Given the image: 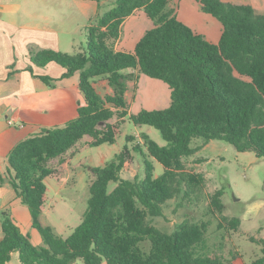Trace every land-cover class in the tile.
<instances>
[{
	"label": "trees",
	"instance_id": "1",
	"mask_svg": "<svg viewBox=\"0 0 264 264\" xmlns=\"http://www.w3.org/2000/svg\"><path fill=\"white\" fill-rule=\"evenodd\" d=\"M100 3L102 0H86ZM203 12L223 25L218 44L180 22L171 0H117L87 27V45L82 53L30 50L33 65L57 64L67 79L79 73V89L86 105L78 117L63 126L43 129L19 144L8 156V168L0 172V185L8 180L18 198L28 207L33 227L43 245L35 246L21 233L9 210L1 212L3 238L0 264H10L17 253L21 264H235L231 259L206 253L209 224L184 220L173 233H164L150 219L162 217L164 205L183 194L198 198L206 186L200 173L187 169L184 159L200 148L196 138L233 145L238 152H252L264 159V13L250 5L222 0H195ZM142 10L153 21L133 53L119 52L114 43L122 34L125 20ZM33 73V69L29 68ZM160 80L171 91V104L164 110L142 109L129 113V97L138 90L139 77ZM46 84L58 79L37 76ZM60 79V80H61ZM107 84L113 94L101 96L96 86ZM118 118L116 123L113 119ZM128 119L136 126L159 130L166 146L142 134L133 148L144 157V176L122 179L121 173L132 161L126 146L104 167H93L88 207L81 223L66 238L52 226L42 224L48 191L45 180L58 173L50 163L62 158L84 137L92 147L114 144L120 122ZM135 141L128 137L127 142ZM144 147L145 150L142 148ZM159 162L165 171L156 177L148 161ZM117 183L113 191L110 183ZM223 191L209 196L210 208L221 215L219 227L237 232L238 218L223 216ZM262 256L253 264H264ZM149 242L150 251L142 244Z\"/></svg>",
	"mask_w": 264,
	"mask_h": 264
},
{
	"label": "rangeland",
	"instance_id": "2",
	"mask_svg": "<svg viewBox=\"0 0 264 264\" xmlns=\"http://www.w3.org/2000/svg\"><path fill=\"white\" fill-rule=\"evenodd\" d=\"M58 1L66 5L62 10L60 22L61 29H64L61 32L63 48L68 49L70 54H77L86 49L87 27L96 25L100 17L108 12L117 0H102L100 3L84 0ZM74 78L76 80L78 76L69 79L74 80ZM141 85L147 91L148 98L146 99L145 95L142 98L140 95L136 100V90L134 96L128 99L130 114H138L143 109L144 103L148 105L146 100L149 98L156 97L154 109L164 110L170 106L171 91L166 83L142 75ZM118 120L116 118L111 122L116 123ZM119 129L120 134L112 145L87 146L86 142L93 138L86 136L76 144L82 149L72 161L70 159L77 152L74 147L62 161H51V166L60 171L55 177H49L46 181L48 191L42 221L54 227L62 237L66 238L74 231L87 210L90 185L93 181L91 168L104 167L128 146L132 153V162L124 168L121 178L130 180L137 175L142 177L145 169L144 157L140 152L136 153L133 150L141 142V135L147 134L159 145H167L161 132L154 127L136 126L125 119L120 122ZM128 137H134L135 141L127 142ZM192 147L200 150L195 155L185 158L184 162L187 169L204 176L205 188L197 199L194 195L190 199H184L181 194L168 201L163 207V216L150 219L152 225L164 233H173L186 219L207 222L209 224L206 234L208 255L231 259L232 254H238L240 258L235 264H253L262 256V245L252 238L264 239V159L258 158L252 152H238L233 145L221 140L206 144L203 138H196L192 142ZM142 148L145 150L144 147ZM148 161L154 167L156 177L164 173L165 168L159 162L152 158H148ZM116 186L117 183H110L109 190L113 191ZM218 190L223 191L222 203L225 209L222 215L230 219L238 218L241 221L237 232L221 229L219 227L221 215L210 208L209 196ZM142 247L144 251L149 252L151 245L145 242ZM10 264H21L17 253Z\"/></svg>",
	"mask_w": 264,
	"mask_h": 264
},
{
	"label": "crops",
	"instance_id": "3",
	"mask_svg": "<svg viewBox=\"0 0 264 264\" xmlns=\"http://www.w3.org/2000/svg\"><path fill=\"white\" fill-rule=\"evenodd\" d=\"M222 1L250 5L257 13H264V0ZM65 7L66 5L58 0H0L1 173L7 171L8 156L17 144L40 133L43 129L63 126L76 119L79 106L86 105V100L79 89V73L75 74L78 76L76 80L75 78L74 80L61 79L66 73L63 67L54 63L38 67L33 65L30 59L31 49L55 50L70 54L68 49L63 48L61 36L64 29H61L60 22L62 10ZM170 7L174 9L180 22L202 35L208 42L219 43L223 25L213 16L203 12L200 4L195 0H171ZM153 27V21L142 10L136 11L123 23L121 37L116 41L114 49L119 52L133 53L140 39ZM29 68L33 69V73L29 71ZM37 76H48L58 81L46 84ZM141 81L142 75L136 100L140 95L142 98L143 95L146 99L148 98V93L143 89ZM96 89L101 96L113 94V90L107 84L100 83ZM146 102L148 105L144 103L143 109L157 110L154 109L156 97L149 98ZM91 141H87L86 145L88 146ZM73 149H77V152L70 161L82 147L78 148L76 145ZM63 157L54 160L62 161ZM57 171L60 170L57 169ZM4 210H9L21 233L28 236L35 246L43 245L40 233L33 227L28 207L17 197L6 180L3 186L0 185V212ZM42 224L49 226L43 221ZM2 238L0 216V240Z\"/></svg>",
	"mask_w": 264,
	"mask_h": 264
},
{
	"label": "water",
	"instance_id": "4",
	"mask_svg": "<svg viewBox=\"0 0 264 264\" xmlns=\"http://www.w3.org/2000/svg\"><path fill=\"white\" fill-rule=\"evenodd\" d=\"M6 182H8V180H6Z\"/></svg>",
	"mask_w": 264,
	"mask_h": 264
}]
</instances>
